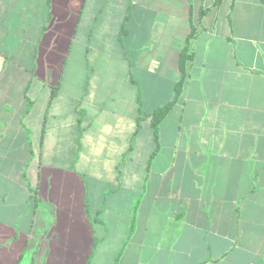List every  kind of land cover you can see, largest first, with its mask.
<instances>
[{"label": "crops", "instance_id": "1", "mask_svg": "<svg viewBox=\"0 0 264 264\" xmlns=\"http://www.w3.org/2000/svg\"><path fill=\"white\" fill-rule=\"evenodd\" d=\"M190 7L147 170L188 0H0V264H264V0Z\"/></svg>", "mask_w": 264, "mask_h": 264}, {"label": "trees", "instance_id": "2", "mask_svg": "<svg viewBox=\"0 0 264 264\" xmlns=\"http://www.w3.org/2000/svg\"><path fill=\"white\" fill-rule=\"evenodd\" d=\"M188 2H189L190 32L187 36V39L185 40L184 46L182 47V49L180 51L178 62H177V66H178V70H179V79L174 86V99L170 103H167L163 106L155 108L154 110H152L148 114H143L142 112H140L141 117L137 119V130L139 128L140 121H142L143 119L149 120V125H150L152 135H153V141L156 144V149L148 160L147 170H148V167L150 166V163H151V161H152V159H153V157H154V155L158 149L157 145H158V136H159V133H158L159 124L164 119V117L167 115L169 110L172 108L176 99L180 96L182 87H183L185 79H186L187 64L191 61V55L189 54V45H190V41L193 39L194 28L192 27L191 20H190L191 12H192L191 7H190L191 6V0H188ZM81 118H82V113L79 112V120L78 121H80ZM134 213H135V208H134V212H133V217H134ZM115 264H117V262Z\"/></svg>", "mask_w": 264, "mask_h": 264}, {"label": "rangeland", "instance_id": "3", "mask_svg": "<svg viewBox=\"0 0 264 264\" xmlns=\"http://www.w3.org/2000/svg\"><path fill=\"white\" fill-rule=\"evenodd\" d=\"M76 61V60H75ZM71 67V69L72 70H74V72H78V73H80L81 74V69H80V66H79V64H77V62H70V64H69ZM70 68H69V70H70ZM76 80V79H75ZM75 80H72L71 82L72 83H74L75 85H76V81ZM79 80H77V82H78ZM77 85H78V83H77ZM73 91H77V86H75L74 88H73ZM76 95V94H75ZM105 96V95H104ZM141 97H142V94H141ZM103 98V96H99V97H97L96 99L97 100H101ZM102 102H103V100H102Z\"/></svg>", "mask_w": 264, "mask_h": 264}]
</instances>
